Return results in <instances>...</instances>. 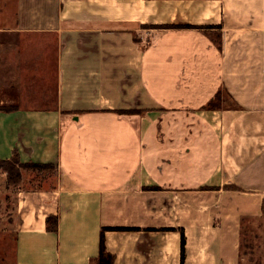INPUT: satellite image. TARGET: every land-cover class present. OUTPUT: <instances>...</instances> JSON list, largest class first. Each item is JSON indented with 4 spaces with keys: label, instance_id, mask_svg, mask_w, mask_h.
Returning a JSON list of instances; mask_svg holds the SVG:
<instances>
[{
    "label": "crops",
    "instance_id": "0c3cea01",
    "mask_svg": "<svg viewBox=\"0 0 264 264\" xmlns=\"http://www.w3.org/2000/svg\"><path fill=\"white\" fill-rule=\"evenodd\" d=\"M13 157L56 172L19 193L14 264H90L107 227L114 264H239L264 205V0H0Z\"/></svg>",
    "mask_w": 264,
    "mask_h": 264
},
{
    "label": "rangeland",
    "instance_id": "374dc122",
    "mask_svg": "<svg viewBox=\"0 0 264 264\" xmlns=\"http://www.w3.org/2000/svg\"><path fill=\"white\" fill-rule=\"evenodd\" d=\"M19 169L22 175L21 181L14 183L8 181L7 174L0 168V252L2 254L6 252L7 258L0 259V264H14L19 193L40 188L42 183L44 186L43 178L47 179L46 186L56 184V172L53 170ZM25 174H29L30 177L27 175V178L32 180L23 181ZM44 189L48 188L44 186ZM239 264H264V205L259 215L242 217Z\"/></svg>",
    "mask_w": 264,
    "mask_h": 264
},
{
    "label": "trees",
    "instance_id": "16d2710c",
    "mask_svg": "<svg viewBox=\"0 0 264 264\" xmlns=\"http://www.w3.org/2000/svg\"><path fill=\"white\" fill-rule=\"evenodd\" d=\"M166 28H190V27H166ZM129 113V112H120ZM0 168L8 176L9 182L21 181L22 175L19 168L23 169H34L38 171H55L54 165L51 164H38V163H29L23 164L16 157H13L10 160H0ZM19 169V170H18ZM47 230L49 232L58 231V217L51 216L46 220ZM119 230L117 228H103L100 233V243H99V254L96 258L90 261V264H114V256L107 251L106 242H105V233L107 231ZM185 236L182 234V262L185 260ZM242 246V243H241Z\"/></svg>",
    "mask_w": 264,
    "mask_h": 264
}]
</instances>
